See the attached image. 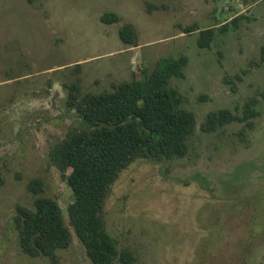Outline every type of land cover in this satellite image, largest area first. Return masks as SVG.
Instances as JSON below:
<instances>
[{
	"label": "rangeland",
	"instance_id": "obj_1",
	"mask_svg": "<svg viewBox=\"0 0 264 264\" xmlns=\"http://www.w3.org/2000/svg\"><path fill=\"white\" fill-rule=\"evenodd\" d=\"M105 13L119 22H101ZM124 25L134 27L136 45L121 41ZM192 26L216 28L210 49L199 48L198 31L184 33ZM263 45L264 0H0V264H93L69 225L73 192L49 156L76 121L66 86L108 91L182 55L185 77L169 86L195 117L188 152L163 163L137 160L122 171L104 202L105 228L120 250L133 253L132 264H263ZM250 99L259 113L252 127L235 121L202 129L208 113L242 116ZM33 179L57 200L73 235L55 261L29 257L19 245L17 208H33Z\"/></svg>",
	"mask_w": 264,
	"mask_h": 264
},
{
	"label": "trees",
	"instance_id": "obj_2",
	"mask_svg": "<svg viewBox=\"0 0 264 264\" xmlns=\"http://www.w3.org/2000/svg\"><path fill=\"white\" fill-rule=\"evenodd\" d=\"M242 18L224 23L218 32L226 33L231 24H238ZM119 20L115 13L101 17L105 24ZM198 29L187 27L184 33L198 31L199 48L210 49L216 28ZM119 37L125 45H136L132 25L122 26ZM187 63L184 55L161 59L151 73L143 68L140 78L134 75L100 93L83 94L79 82L66 86L67 106L74 111L76 121L68 127L64 138L54 142L49 156L73 192L74 200L67 208L69 225L93 264L134 261L132 252L118 248L103 221L105 199L122 171L137 160L163 163L183 158L188 152L187 142L194 133L195 117L182 108L183 95L169 86L171 78L185 77ZM260 63L264 64V45L260 48ZM80 65L77 64V69ZM228 82L233 83L231 79ZM256 105V99L245 102L242 116L228 109L210 112L202 129L213 132L235 121L252 127V119L259 115ZM4 182L0 167V187ZM28 190L35 196L33 208H17L20 248L29 257L45 256L55 261L56 251L68 248L73 235L57 200L43 195V182L33 179Z\"/></svg>",
	"mask_w": 264,
	"mask_h": 264
}]
</instances>
